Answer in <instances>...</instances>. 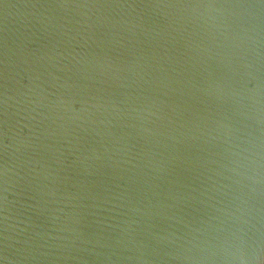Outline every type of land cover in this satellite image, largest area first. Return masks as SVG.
<instances>
[{
	"label": "water",
	"instance_id": "1",
	"mask_svg": "<svg viewBox=\"0 0 264 264\" xmlns=\"http://www.w3.org/2000/svg\"><path fill=\"white\" fill-rule=\"evenodd\" d=\"M0 264H264V0H0Z\"/></svg>",
	"mask_w": 264,
	"mask_h": 264
}]
</instances>
